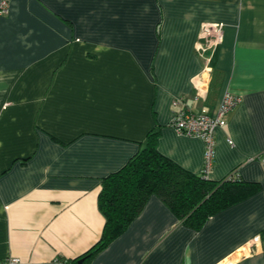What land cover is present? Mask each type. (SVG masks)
Segmentation results:
<instances>
[{
  "label": "crops",
  "instance_id": "crops-1",
  "mask_svg": "<svg viewBox=\"0 0 264 264\" xmlns=\"http://www.w3.org/2000/svg\"><path fill=\"white\" fill-rule=\"evenodd\" d=\"M203 23H221L224 39L197 108L215 109L225 90L240 98L215 130L206 177L236 172L259 190L198 230L152 195L87 264H264V0H9L0 14V260L75 264L104 227L102 180L150 131L160 154L202 173L203 141L170 122L176 98L197 110Z\"/></svg>",
  "mask_w": 264,
  "mask_h": 264
},
{
  "label": "trees",
  "instance_id": "trees-1",
  "mask_svg": "<svg viewBox=\"0 0 264 264\" xmlns=\"http://www.w3.org/2000/svg\"><path fill=\"white\" fill-rule=\"evenodd\" d=\"M157 138L158 131H150L138 152L102 180L98 208L105 219L104 227L99 240L75 259V264H87L120 236L152 195L183 224L198 230L210 216L259 190L257 183L242 181L236 172L212 181L203 173L195 175L181 168L158 152Z\"/></svg>",
  "mask_w": 264,
  "mask_h": 264
},
{
  "label": "built area",
  "instance_id": "built-area-1",
  "mask_svg": "<svg viewBox=\"0 0 264 264\" xmlns=\"http://www.w3.org/2000/svg\"><path fill=\"white\" fill-rule=\"evenodd\" d=\"M9 0H0V14L8 13ZM224 39V26L221 23H203L199 29L195 53L202 60V84H194L193 105L197 108L199 102L207 94L206 79L212 73L213 56ZM209 76V77H208ZM201 79V78H200ZM240 102L239 96L228 90L223 91L215 109L210 110L203 106L197 110L190 109L183 97L173 101L174 114L170 122L173 130L183 136L198 137L204 143L203 171L206 176L211 168L214 157L215 130L226 123V115ZM231 144V142L229 141ZM264 165V154L260 157ZM0 264H22L19 258L8 256L0 260Z\"/></svg>",
  "mask_w": 264,
  "mask_h": 264
},
{
  "label": "water",
  "instance_id": "water-1",
  "mask_svg": "<svg viewBox=\"0 0 264 264\" xmlns=\"http://www.w3.org/2000/svg\"><path fill=\"white\" fill-rule=\"evenodd\" d=\"M82 262V259L79 260V263Z\"/></svg>",
  "mask_w": 264,
  "mask_h": 264
}]
</instances>
